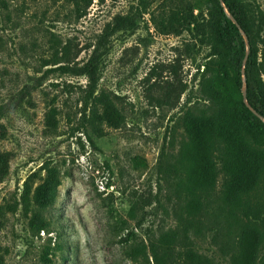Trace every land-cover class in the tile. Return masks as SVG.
<instances>
[{
    "label": "rangeland",
    "instance_id": "1",
    "mask_svg": "<svg viewBox=\"0 0 264 264\" xmlns=\"http://www.w3.org/2000/svg\"><path fill=\"white\" fill-rule=\"evenodd\" d=\"M246 1L264 11V0ZM176 9L206 17L210 6L93 0L84 13L74 0H0V264H155L149 243L176 229L185 204L186 118L214 109L200 87L210 40L193 26L164 32ZM118 16L130 24L99 47L90 95L86 77L59 69L85 65ZM106 101L119 117L101 123ZM259 202L264 235V188ZM37 214L48 232L32 226ZM195 249L229 264L210 233Z\"/></svg>",
    "mask_w": 264,
    "mask_h": 264
},
{
    "label": "trees",
    "instance_id": "2",
    "mask_svg": "<svg viewBox=\"0 0 264 264\" xmlns=\"http://www.w3.org/2000/svg\"><path fill=\"white\" fill-rule=\"evenodd\" d=\"M206 1L210 6L206 17L176 9L161 21L167 34H181L193 26L209 38L211 60L205 64L200 87L214 109L191 112L186 118L188 141L177 158L185 204L178 209L176 229L150 241L155 264H217L195 249V239L206 233L229 264H257L264 247V235L255 223L264 188V11L246 0ZM74 3L77 11L85 3V13L93 0ZM128 24V16L116 17L85 65L59 70L86 77L93 95L99 81V47ZM104 105L102 116L98 113L101 123L119 117L109 101ZM4 110L0 107V116ZM29 192L26 182L22 195L26 206ZM31 224L36 228L43 224L39 231L48 232L49 223L41 214Z\"/></svg>",
    "mask_w": 264,
    "mask_h": 264
},
{
    "label": "water",
    "instance_id": "3",
    "mask_svg": "<svg viewBox=\"0 0 264 264\" xmlns=\"http://www.w3.org/2000/svg\"><path fill=\"white\" fill-rule=\"evenodd\" d=\"M233 22H234V20H233ZM243 97H244V101L247 102L245 89L243 91Z\"/></svg>",
    "mask_w": 264,
    "mask_h": 264
}]
</instances>
